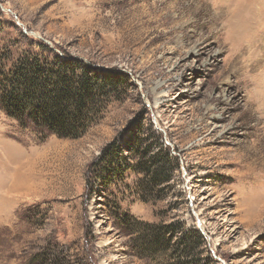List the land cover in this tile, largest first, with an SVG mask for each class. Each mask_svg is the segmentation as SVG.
I'll return each mask as SVG.
<instances>
[{"label":"rangeland","instance_id":"1","mask_svg":"<svg viewBox=\"0 0 264 264\" xmlns=\"http://www.w3.org/2000/svg\"><path fill=\"white\" fill-rule=\"evenodd\" d=\"M55 53L105 87L0 107V264H264V0H0L1 71Z\"/></svg>","mask_w":264,"mask_h":264},{"label":"trees","instance_id":"2","mask_svg":"<svg viewBox=\"0 0 264 264\" xmlns=\"http://www.w3.org/2000/svg\"><path fill=\"white\" fill-rule=\"evenodd\" d=\"M39 58L28 55L9 71L0 70V107L22 125L29 120L61 137L80 136L106 77L92 76L86 64L77 71L71 58L58 53L43 63Z\"/></svg>","mask_w":264,"mask_h":264},{"label":"bare ground","instance_id":"3","mask_svg":"<svg viewBox=\"0 0 264 264\" xmlns=\"http://www.w3.org/2000/svg\"><path fill=\"white\" fill-rule=\"evenodd\" d=\"M4 148H5V147H3V149H2V150H4ZM8 155H9V154H7L6 156H8ZM13 187H14V186H13Z\"/></svg>","mask_w":264,"mask_h":264}]
</instances>
